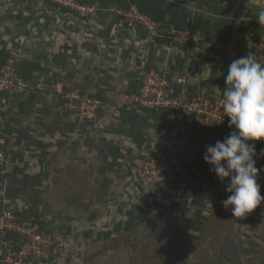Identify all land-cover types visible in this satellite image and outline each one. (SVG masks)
Instances as JSON below:
<instances>
[{
	"label": "crops",
	"instance_id": "0c3cea01",
	"mask_svg": "<svg viewBox=\"0 0 264 264\" xmlns=\"http://www.w3.org/2000/svg\"><path fill=\"white\" fill-rule=\"evenodd\" d=\"M84 3L95 12L81 18L44 0H0V60L11 59L27 85L5 93L0 102L6 157L0 164V214L10 210L40 233L36 222L51 190L61 192L65 203L67 191L91 189L100 173L124 167L130 174L135 156L178 157L174 182L191 183L194 198L221 190L203 161L206 142H200L210 139L214 145L231 130L195 129L179 114L139 108L132 99L150 69L164 77L170 95L177 94L175 81L182 77L187 94L205 89L222 97L232 60L252 52L264 63V23L256 19L264 6L239 0ZM130 8L147 16L153 29L129 26L121 13ZM171 29L199 35L201 42L172 43ZM69 91L101 101L95 121H81L65 110L62 95ZM256 149L257 166L264 165V145L257 142ZM201 180L207 181L204 189ZM20 242L15 234H0V264Z\"/></svg>",
	"mask_w": 264,
	"mask_h": 264
},
{
	"label": "rangeland",
	"instance_id": "374dc122",
	"mask_svg": "<svg viewBox=\"0 0 264 264\" xmlns=\"http://www.w3.org/2000/svg\"><path fill=\"white\" fill-rule=\"evenodd\" d=\"M215 128L220 127L206 130ZM204 142L207 146L210 139L200 144ZM175 157L165 152L135 156L130 174L124 167L100 173L93 180L98 188L67 191L66 204L61 192L51 190L49 204L36 223L53 246L48 258L36 264H146L148 259V264H264V202L245 217L235 218L222 205L228 195L224 183L221 190L213 194L207 190L194 198L189 194L191 183L174 182L179 164ZM151 160H162L165 170L155 179L139 177L138 169ZM200 183L203 189L207 185ZM258 183L264 195V173ZM176 227L193 245L173 262L174 246L163 238V231Z\"/></svg>",
	"mask_w": 264,
	"mask_h": 264
},
{
	"label": "built area",
	"instance_id": "2783aa9c",
	"mask_svg": "<svg viewBox=\"0 0 264 264\" xmlns=\"http://www.w3.org/2000/svg\"><path fill=\"white\" fill-rule=\"evenodd\" d=\"M59 8L67 9L84 18L92 15L95 8L86 5L84 0H44ZM243 5L250 7L264 6V0H239ZM127 19L128 25H142L153 29L154 24L150 19L141 14L137 9L130 8L126 13H121ZM168 39L172 43L184 44L187 42L199 43V35L171 29ZM180 89L175 95L167 93V82L154 70L147 71L139 92L133 97L135 106L149 110H164L179 114L195 129L203 130L207 127H228L227 117L223 118V108L220 104L222 97L208 94L205 89H198L194 94H187L185 79L175 81ZM26 83L18 77L11 59L0 60V102L5 93L14 89L26 88ZM63 106L66 111L84 122L95 121L101 109V101L82 94L78 91H69L62 95ZM223 118V120H222ZM231 130V129H230ZM264 145V143H262ZM5 139L0 128V164L6 161L4 151ZM165 170L162 160H151L138 169L139 177L146 180L158 178ZM12 233L17 235L21 242L18 248L7 250L2 264H36L37 260L47 259L53 246L51 237L36 231L20 222L10 210H3L0 214V234Z\"/></svg>",
	"mask_w": 264,
	"mask_h": 264
},
{
	"label": "clouds",
	"instance_id": "9594fccd",
	"mask_svg": "<svg viewBox=\"0 0 264 264\" xmlns=\"http://www.w3.org/2000/svg\"><path fill=\"white\" fill-rule=\"evenodd\" d=\"M256 19L264 23V10ZM224 83L220 104L231 131L206 146L203 161L224 183L228 195L223 207L242 218L264 202L258 183L264 167H257L256 149L257 142L264 143V63L252 52L240 56L229 64Z\"/></svg>",
	"mask_w": 264,
	"mask_h": 264
},
{
	"label": "trees",
	"instance_id": "16d2710c",
	"mask_svg": "<svg viewBox=\"0 0 264 264\" xmlns=\"http://www.w3.org/2000/svg\"><path fill=\"white\" fill-rule=\"evenodd\" d=\"M2 60V59H1ZM3 61V60H2ZM152 156H157L155 154H152ZM182 234L178 231V228H169V229H165L163 231V238H165L166 240L168 239L170 242H169V246H174V248H171V251H170V258L173 259V262H177L180 260V253L181 251H185L186 249V246H190L192 247V241H189V240H184L182 239ZM157 243H159V240H152ZM188 242V244H187ZM156 244V243H155ZM144 246V244H143ZM144 263L148 264L149 262V259L146 260V261H143ZM137 264H143L142 262H138Z\"/></svg>",
	"mask_w": 264,
	"mask_h": 264
}]
</instances>
